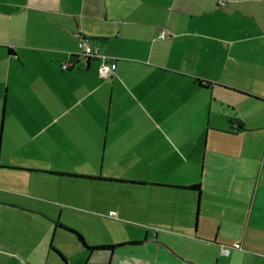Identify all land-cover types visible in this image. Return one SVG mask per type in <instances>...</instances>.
Masks as SVG:
<instances>
[{
  "label": "crops",
  "instance_id": "1",
  "mask_svg": "<svg viewBox=\"0 0 264 264\" xmlns=\"http://www.w3.org/2000/svg\"><path fill=\"white\" fill-rule=\"evenodd\" d=\"M219 1L0 0L2 248L35 214L63 264H264V0Z\"/></svg>",
  "mask_w": 264,
  "mask_h": 264
},
{
  "label": "rangeland",
  "instance_id": "2",
  "mask_svg": "<svg viewBox=\"0 0 264 264\" xmlns=\"http://www.w3.org/2000/svg\"><path fill=\"white\" fill-rule=\"evenodd\" d=\"M74 201L78 203V200H72V202ZM78 214L79 213L74 210L65 209L62 217L65 222L67 221L69 224L80 228V223L82 222L80 220V214ZM1 217L2 216H0V218ZM23 217L25 218V215ZM37 217L39 216L31 214L24 220L20 245L18 244V246H15L13 241H8V244H3L4 248H2V244L0 243V250L6 252L4 254L0 252V264H63L54 250L55 247L53 243L58 244L62 241V247H66L68 244L67 249H71L72 246H75L73 239L64 235H54L52 226L49 231L43 232L41 226L38 227L37 224H35L36 220H38ZM39 220H41L40 223H42L43 217L40 216ZM44 233L47 234V238H45L46 242L43 241ZM66 233L72 235V233L68 231ZM89 233V235L94 236V233L90 231ZM2 241H5V239H0V242ZM64 243H66V245ZM32 247H35V249L32 250ZM22 261L23 263H21Z\"/></svg>",
  "mask_w": 264,
  "mask_h": 264
},
{
  "label": "built area",
  "instance_id": "3",
  "mask_svg": "<svg viewBox=\"0 0 264 264\" xmlns=\"http://www.w3.org/2000/svg\"><path fill=\"white\" fill-rule=\"evenodd\" d=\"M225 4V0H220L219 1V5H223ZM158 36L159 37H165L166 36V32L164 30H161L159 33H158ZM78 48H79V52L80 54H83V55H86V56H91V55H94L96 54L97 52V47H93L89 42L88 40L81 36L79 38V41H78ZM102 60H101V64L99 66V69H98V73H99V76L101 78H104V79H109V77L111 76V74L113 73V68L111 66V62L110 60L106 57V56H101ZM74 65V61L71 59L69 61H66V62H63L61 64V67L63 69H67L69 67H72ZM110 215H114L115 212L114 211H110L109 212ZM223 252L224 253H228L229 251V248L224 246L222 248Z\"/></svg>",
  "mask_w": 264,
  "mask_h": 264
},
{
  "label": "trees",
  "instance_id": "4",
  "mask_svg": "<svg viewBox=\"0 0 264 264\" xmlns=\"http://www.w3.org/2000/svg\"><path fill=\"white\" fill-rule=\"evenodd\" d=\"M82 54H79V55H71V59L74 60V58H76L77 56H80ZM70 68V67H69ZM198 82L200 83L201 86H204L206 84H202V80H198ZM205 82V81H204ZM205 83H208L209 82H205ZM196 188H199V184H195V185H192ZM59 228L65 230V231H68L70 233H72V235L75 237V239L79 242V244H81V246L88 252H93V251H101V250H105V249H111V248H114V247H117V246H120V245H123V244H129V245H136V244H139L141 241H138V240H132V241H127L125 243H119V244H98V245H89L85 242L82 234L80 232H78L77 230L67 226V225H57Z\"/></svg>",
  "mask_w": 264,
  "mask_h": 264
}]
</instances>
